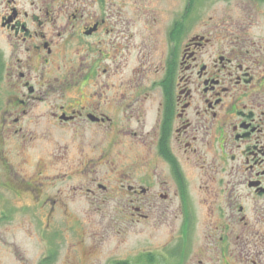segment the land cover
I'll list each match as a JSON object with an SVG mask.
<instances>
[{
    "label": "flooded vegetation",
    "instance_id": "obj_1",
    "mask_svg": "<svg viewBox=\"0 0 264 264\" xmlns=\"http://www.w3.org/2000/svg\"><path fill=\"white\" fill-rule=\"evenodd\" d=\"M178 2L0 0V264L131 261L61 258L77 200L170 228L139 264H264V0Z\"/></svg>",
    "mask_w": 264,
    "mask_h": 264
},
{
    "label": "rangeland",
    "instance_id": "obj_2",
    "mask_svg": "<svg viewBox=\"0 0 264 264\" xmlns=\"http://www.w3.org/2000/svg\"><path fill=\"white\" fill-rule=\"evenodd\" d=\"M211 1L214 0H199L198 5L203 6L205 4H209ZM181 2L182 0H179V5H181ZM215 4H218V2L216 1ZM72 183L73 182H70L69 184ZM61 187H64V185L60 184L57 186V188ZM47 207L49 208V205L44 206L41 204H35L34 212L36 214L45 213L47 211ZM69 207L76 219L71 220V224H73L74 227L69 230H65L66 232H64L62 237L59 239L58 247H60V251L62 252L61 258L65 256L64 253L68 250V245L71 243L72 239L75 240V238L72 237L73 234H75V230H80V232L82 230H103L111 228L112 226V229L116 230V235L118 232H122V235L114 237L112 243H110L109 246L104 247V253L99 254V260H107L110 250H112L110 246H113L112 248L115 258L129 256L135 264H139L141 262V254L143 252H146L147 250L160 251L162 249L160 247L167 244V240L171 237L169 232L170 228L166 225L146 226L138 223L130 224L124 219L123 213H121L114 204L95 206L83 201L79 202L77 200L75 203H70ZM56 222L60 223L58 221H54V225H56ZM56 226L52 225L50 228H55ZM40 228V220L37 218L35 220V229L37 231ZM38 240L39 235L37 234L35 236L34 243L35 264H38V261L46 248L45 242L43 243L41 240ZM167 245L168 247H171L174 243Z\"/></svg>",
    "mask_w": 264,
    "mask_h": 264
},
{
    "label": "trees",
    "instance_id": "obj_3",
    "mask_svg": "<svg viewBox=\"0 0 264 264\" xmlns=\"http://www.w3.org/2000/svg\"><path fill=\"white\" fill-rule=\"evenodd\" d=\"M142 256V255H141ZM148 262L150 261L149 257H147ZM151 262V261H150ZM114 264H134V262L131 261H127V262H123V261H116Z\"/></svg>",
    "mask_w": 264,
    "mask_h": 264
}]
</instances>
